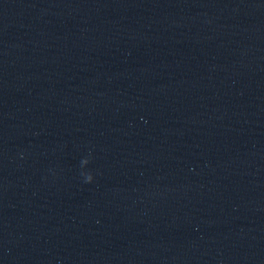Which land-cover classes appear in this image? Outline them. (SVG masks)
<instances>
[{
	"label": "clouds",
	"instance_id": "1",
	"mask_svg": "<svg viewBox=\"0 0 264 264\" xmlns=\"http://www.w3.org/2000/svg\"><path fill=\"white\" fill-rule=\"evenodd\" d=\"M89 179H91V177Z\"/></svg>",
	"mask_w": 264,
	"mask_h": 264
}]
</instances>
